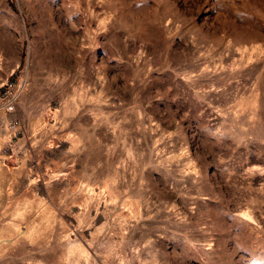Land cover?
I'll return each instance as SVG.
<instances>
[{
  "label": "rangeland",
  "instance_id": "obj_1",
  "mask_svg": "<svg viewBox=\"0 0 264 264\" xmlns=\"http://www.w3.org/2000/svg\"><path fill=\"white\" fill-rule=\"evenodd\" d=\"M0 264H264V0H0Z\"/></svg>",
  "mask_w": 264,
  "mask_h": 264
}]
</instances>
